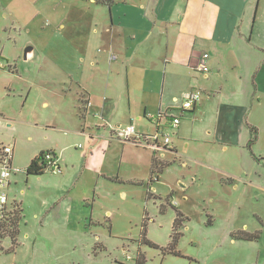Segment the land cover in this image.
Returning <instances> with one entry per match:
<instances>
[{"label":"rangeland","instance_id":"rangeland-1","mask_svg":"<svg viewBox=\"0 0 264 264\" xmlns=\"http://www.w3.org/2000/svg\"><path fill=\"white\" fill-rule=\"evenodd\" d=\"M1 1L7 9L0 8V144L14 146L8 194L22 217L15 247L9 236L0 240V264H136L141 257L143 264H264V72L255 95L251 83L242 90L241 122L257 131L251 153L258 162L246 147L247 126L242 138L216 134L230 89L214 97L210 91L218 92L224 79H210L195 88L211 99L194 112L176 113L181 124L172 149L156 153L170 165L148 187L150 148L120 141L110 158L101 153L85 160L87 143L64 133L80 132L82 123L61 109L72 81L52 53L63 50V39H52L48 19L30 31L17 27L9 12L23 18L22 6L30 8L31 0ZM258 31L263 35L264 25ZM260 42L264 46V37ZM28 47L35 52L25 60ZM51 147L60 172L26 176L30 160ZM84 167L101 172L83 175ZM175 210L186 218L176 246L181 256L162 251ZM144 222L157 249L138 244ZM240 233L257 238H234Z\"/></svg>","mask_w":264,"mask_h":264},{"label":"crops","instance_id":"crops-1","mask_svg":"<svg viewBox=\"0 0 264 264\" xmlns=\"http://www.w3.org/2000/svg\"><path fill=\"white\" fill-rule=\"evenodd\" d=\"M0 8L7 9L1 0ZM11 11L19 29L30 31L48 19L52 39H63V50L52 56L69 69L65 75L72 87L60 108L82 123L80 132L69 128L64 133L87 143L85 160L101 153L110 158L121 144L117 129L132 125L138 135L153 134L156 126L149 117L176 114L172 95L198 90L210 79H224L218 92L210 91L214 97L230 89L216 134L242 138L248 125L241 122L246 111L242 90L251 83L255 95L264 72V56H256L264 55V32L259 37L258 31L264 25L263 0H113L110 7L94 0H31L30 8L22 6L23 18ZM204 53L209 71L201 74L195 66ZM73 65L79 70L71 72ZM201 96L193 112L211 99ZM48 150L58 162L56 148ZM89 169L82 174L101 172Z\"/></svg>","mask_w":264,"mask_h":264},{"label":"built area","instance_id":"built-area-1","mask_svg":"<svg viewBox=\"0 0 264 264\" xmlns=\"http://www.w3.org/2000/svg\"><path fill=\"white\" fill-rule=\"evenodd\" d=\"M195 71L206 74L209 71L208 55L202 54L198 59ZM201 93L198 90L190 91L184 94L180 99H174L177 105L174 111L187 112L192 110L200 100ZM149 120L156 126V130L151 135H138L134 127L128 125L117 129L116 137L120 141H133L138 146H144L157 153L159 151L170 150L172 148L171 138L180 124V116L171 111H166L156 117H149ZM14 146L0 144V222L10 217L13 208V202L9 200L8 191L12 185V176L15 171L12 166ZM46 172L59 173L60 168L57 159L51 154H47L44 159ZM127 260L130 257H126Z\"/></svg>","mask_w":264,"mask_h":264},{"label":"trees","instance_id":"trees-1","mask_svg":"<svg viewBox=\"0 0 264 264\" xmlns=\"http://www.w3.org/2000/svg\"><path fill=\"white\" fill-rule=\"evenodd\" d=\"M81 1H89V0H81ZM97 5H103L106 7H110L113 3V0H94ZM194 108L190 111L193 112ZM84 112L83 109L80 110V118L83 119ZM247 129L249 130L250 134V139L247 143V149L251 153V146L255 143L256 138H257V131L254 127L247 125ZM126 142H131L134 144L133 141H126ZM136 145V144H134ZM138 146V145H137ZM47 154H51L52 156L55 157V154L53 151H41L39 152L32 160H30L28 166L25 168L24 173L26 176H41L46 172V165L44 163L45 156ZM252 157L258 162V159L255 158V156L251 153ZM56 158V157H55ZM170 163L168 162H163L161 160H158L156 157V153L153 152L151 159H150V172H149V180H148V187L158 181V175L163 172V170L168 167ZM149 190V188H148ZM152 197V194L147 191V199H150ZM19 205H16L15 202H13V209L10 214V217L5 220L0 222V240L5 238L6 236H9L11 238L12 242V248L13 249L16 245V235L18 233V224L20 222V215L22 217V209L18 207ZM163 211V210H161ZM145 220H147V217H145ZM186 218L183 216V214L175 210V218L172 222V227H171V235H170V243L168 244L167 247L162 248L163 253H168V254H173L175 256H181L178 251H176V246L178 244L179 239L182 236L181 229L183 228V223L185 222ZM146 223L144 222L143 224V235L141 240L139 241L138 244H143L146 246H149L151 248L157 249L158 247L150 242L148 239L145 237V232H146ZM234 238L240 239V240H245V241H253L257 238V235H249L247 233H240L234 235ZM2 249L0 248V251ZM145 262V258H137L136 264H143Z\"/></svg>","mask_w":264,"mask_h":264},{"label":"water","instance_id":"water-1","mask_svg":"<svg viewBox=\"0 0 264 264\" xmlns=\"http://www.w3.org/2000/svg\"><path fill=\"white\" fill-rule=\"evenodd\" d=\"M31 51H32V48H31V47H28V48H26V49L24 50L23 57H24L25 60L30 56Z\"/></svg>","mask_w":264,"mask_h":264}]
</instances>
